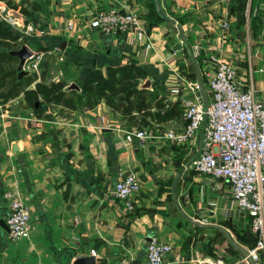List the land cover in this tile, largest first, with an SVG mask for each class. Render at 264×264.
<instances>
[{
  "label": "crops",
  "instance_id": "crops-1",
  "mask_svg": "<svg viewBox=\"0 0 264 264\" xmlns=\"http://www.w3.org/2000/svg\"><path fill=\"white\" fill-rule=\"evenodd\" d=\"M13 2L17 7L0 0V21L44 53L45 80H63L67 88L92 68L106 73L111 66L129 63L141 70L138 86L165 103L160 112L167 117L134 123L112 110L104 97L87 104L89 95L80 89L76 108L40 97L41 115L26 104L24 91L0 95V221L10 210L7 190L20 192L35 205L27 237L12 238L0 222V264H73L78 257L93 255L91 248L98 250L97 264H145L152 236L178 245L167 256L168 264H198V259L218 256L247 264L239 262L244 252L214 224L249 249L255 244L251 216L237 207L227 182L191 168L201 130L184 143L168 137L166 128L182 132L185 127L179 97L170 87L180 75L197 79L186 46L174 48L182 42L178 24L192 47L199 44V65L203 56L215 53L238 66L245 88L264 89V73L256 71L264 48V0H160L163 14L157 9L150 16L156 0ZM113 7L138 13L148 32L133 26L109 33L90 26L99 8ZM69 20L75 24L71 30L65 29ZM18 39L8 40L14 44ZM23 45L8 50L14 54ZM17 77L23 78L24 88L34 87L43 79L42 69L19 71ZM5 89L1 86L0 92ZM144 127L154 135L146 146L133 133ZM126 156L143 179L128 213L130 222L124 221L126 212L114 195ZM257 264H264V255Z\"/></svg>",
  "mask_w": 264,
  "mask_h": 264
},
{
  "label": "built area",
  "instance_id": "built-area-1",
  "mask_svg": "<svg viewBox=\"0 0 264 264\" xmlns=\"http://www.w3.org/2000/svg\"><path fill=\"white\" fill-rule=\"evenodd\" d=\"M13 23L17 21L13 20ZM89 24L109 33L133 26L144 33L148 32V24L138 13L116 7L99 8ZM74 26V21L69 20L65 29L71 30ZM223 26L228 29L230 21L224 20ZM150 46L151 42H148L147 47ZM31 49L32 53L26 58L23 69L28 72L39 71L42 69L44 53ZM192 49L196 57H200L199 44L195 43ZM262 49V61L256 69L258 73H264ZM200 69L207 88V106L198 80L180 75L170 88L179 97L185 127L182 132L166 128V135L185 143L196 139L201 130L202 139L191 168L196 174L219 178L229 184L237 207L251 216L250 226L255 244L249 248V252L258 262L264 255V89L259 93L254 87L245 88L238 66L215 53L201 58ZM133 133L140 138L142 145L153 143L154 135L146 127L136 128ZM91 151L98 154L96 148ZM120 170L114 195L118 198L119 209L126 212L124 221L130 222L128 213L134 208L143 181L129 156L121 162ZM4 196L10 200V210L5 221L12 238L29 236L35 205L18 191L7 190ZM178 249V245L159 236H152L148 241L145 264H168L167 256L176 253ZM90 252L95 256L99 254L96 248H91ZM210 259H198V264L238 263L226 262L222 256ZM239 262L250 264L247 255Z\"/></svg>",
  "mask_w": 264,
  "mask_h": 264
},
{
  "label": "trees",
  "instance_id": "trees-1",
  "mask_svg": "<svg viewBox=\"0 0 264 264\" xmlns=\"http://www.w3.org/2000/svg\"><path fill=\"white\" fill-rule=\"evenodd\" d=\"M10 6L17 7L13 0H5ZM23 12L28 11L21 7ZM157 11L156 6L148 13V16ZM9 38L18 39L19 34L10 28L9 25L0 21V87L6 85L5 91L0 95L9 96L24 91L26 104L41 115L44 111L43 101L63 104L68 108H76L79 105V89L65 87L63 80H45V61H42V80L37 81L34 87L24 88L23 78L17 77L18 68L13 62L17 55L10 53L7 43ZM7 58L8 66L2 67L4 59ZM199 61V58H197ZM12 63V66L10 65ZM141 70L129 63L114 65L104 73L100 68L90 69L82 80L78 83L80 91L88 94L86 103L94 105L100 97H104L112 110L128 116L134 123H144L149 116L162 120L167 117L166 113L160 112V108L165 105L160 102L155 95L147 92L146 88H140L139 75ZM40 97L43 101H39ZM153 106L157 110H152ZM135 110L137 112H135Z\"/></svg>",
  "mask_w": 264,
  "mask_h": 264
},
{
  "label": "water",
  "instance_id": "water-1",
  "mask_svg": "<svg viewBox=\"0 0 264 264\" xmlns=\"http://www.w3.org/2000/svg\"><path fill=\"white\" fill-rule=\"evenodd\" d=\"M156 5H157V9L160 13H162V10H161V6H160V0H156ZM163 14V13H162ZM178 27H179V30H180V34H181V37H182V42H178L174 48H179L182 46V44H184L192 58V61L194 63V66H195V69H196V76H197V80H198V84H199V87H200V90L204 96V100H205V104L207 106V103H208V95L206 93V89H205V86H204V81H203V78H202V73H201V69H200V65H199V61L196 57V55L194 54V51L192 49V46L190 44V41H189V38L185 32V30L183 29L182 25L181 24H178ZM32 53V49L28 46V45H23L20 49L18 50H14V54L19 56L20 58V64L18 65V69L20 71V74H23L25 72H28L26 70L23 69V63L25 62L26 58ZM148 84V83H147ZM69 87L71 88H76V89H80V85L77 83V82H72ZM192 221L196 222V220L192 219ZM5 227L9 228V225L6 223L5 220H1L0 221ZM198 224H201V225H206L208 223L206 222H198ZM215 226H217L218 228H220L224 233H226L229 241L236 247H238L242 252H244L245 255L248 256L249 260H250V263L251 264H257V262L251 257L250 255V252H249V249L240 245L235 239L234 237L232 236V233L227 229L225 228L224 226H221V225H218V224H214ZM73 264H97V259L94 255H91V256H82V257H78L75 259L74 263Z\"/></svg>",
  "mask_w": 264,
  "mask_h": 264
},
{
  "label": "rangeland",
  "instance_id": "rangeland-1",
  "mask_svg": "<svg viewBox=\"0 0 264 264\" xmlns=\"http://www.w3.org/2000/svg\"><path fill=\"white\" fill-rule=\"evenodd\" d=\"M23 43L25 44L26 43V39L25 38H20V39H18L17 40V42H15L14 44H13V42H11V41H9L8 43H7V46L6 47H12V46H19L20 44H22L23 45ZM26 45H29V47L30 48H33L32 46H30V44H26ZM18 61H20V58H19V60H17V59H15V61L13 62V64H17L18 63ZM3 63V65L4 66H2V67H5V66H8L9 64V62L7 61V58L6 59H4V61L2 62ZM19 64H20V62H19ZM18 64V65H19ZM24 64V63H23ZM11 66H12V63L10 64ZM71 84V83H70ZM69 86V85H68ZM204 86H205V84H204ZM207 89V88H206ZM142 178V177H141ZM142 181H143V179H142ZM143 189V188H142Z\"/></svg>",
  "mask_w": 264,
  "mask_h": 264
}]
</instances>
